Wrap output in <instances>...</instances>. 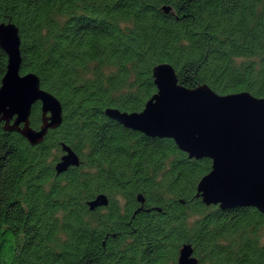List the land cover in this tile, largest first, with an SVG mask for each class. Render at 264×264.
<instances>
[{
  "label": "trees",
  "instance_id": "1",
  "mask_svg": "<svg viewBox=\"0 0 264 264\" xmlns=\"http://www.w3.org/2000/svg\"><path fill=\"white\" fill-rule=\"evenodd\" d=\"M2 21L64 112L36 145L0 124V264H178L185 243L198 264H264V212L197 196L211 158L106 113L141 111L165 62L186 87L264 97V0H0ZM7 64L0 45V87ZM63 144L81 163L58 172Z\"/></svg>",
  "mask_w": 264,
  "mask_h": 264
},
{
  "label": "water",
  "instance_id": "2",
  "mask_svg": "<svg viewBox=\"0 0 264 264\" xmlns=\"http://www.w3.org/2000/svg\"><path fill=\"white\" fill-rule=\"evenodd\" d=\"M0 45L8 55L0 87V124L4 122L5 129L20 132L36 145L63 122V104L41 86L35 72L21 73V35L14 22H0ZM153 77L157 92L141 111L108 107L106 113L147 135L173 138L189 157L211 158L212 169L197 186V196L207 205L254 206L264 212V97L249 91L220 94L206 83L186 87L167 62L155 65ZM38 101L43 118L40 127L34 128L30 116ZM63 149L56 163L58 172L81 163L70 146L63 144ZM138 198L144 202L142 194ZM108 203L105 193L88 201L91 209ZM198 262L193 245L183 244L178 264Z\"/></svg>",
  "mask_w": 264,
  "mask_h": 264
},
{
  "label": "rangeland",
  "instance_id": "3",
  "mask_svg": "<svg viewBox=\"0 0 264 264\" xmlns=\"http://www.w3.org/2000/svg\"><path fill=\"white\" fill-rule=\"evenodd\" d=\"M94 67H95V64H92V66H91V70L94 69Z\"/></svg>",
  "mask_w": 264,
  "mask_h": 264
}]
</instances>
